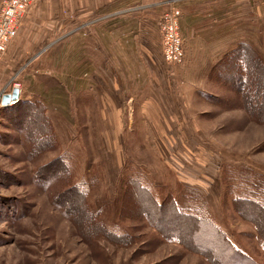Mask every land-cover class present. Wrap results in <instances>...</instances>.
Returning a JSON list of instances; mask_svg holds the SVG:
<instances>
[{
  "label": "rangeland",
  "instance_id": "374dc122",
  "mask_svg": "<svg viewBox=\"0 0 264 264\" xmlns=\"http://www.w3.org/2000/svg\"><path fill=\"white\" fill-rule=\"evenodd\" d=\"M172 7L181 12L183 62L170 65L157 52L154 75L130 66L121 95L108 71L87 75L100 67V53L89 40L88 54L83 29L67 28L26 54L16 46L30 11L24 18L0 59V264H264L256 225L233 206L236 198H264V72L252 53L231 54L248 46L264 62V0ZM237 66L249 70V93L239 91ZM16 87L20 100L2 105ZM136 176L160 201L169 192L182 206L195 198L242 255L201 254L164 238L140 216L151 203L135 186L127 195L135 215L121 219L124 185ZM73 184L87 190L99 220L134 239L119 245L101 237L83 198L67 191ZM160 219L193 242L170 211Z\"/></svg>",
  "mask_w": 264,
  "mask_h": 264
},
{
  "label": "crops",
  "instance_id": "0c3cea01",
  "mask_svg": "<svg viewBox=\"0 0 264 264\" xmlns=\"http://www.w3.org/2000/svg\"><path fill=\"white\" fill-rule=\"evenodd\" d=\"M179 1L182 0H36L16 46L27 54L32 48L53 41L67 28L73 33L83 29L87 36L88 54L89 40L100 53V67L90 70L87 75L108 71L114 82L113 88L119 95L126 94L124 90L128 84L123 81L128 80L130 66L136 65L137 68L141 63L148 67L147 75L150 67L155 74L157 52H162L160 20L168 8ZM64 15L70 18L60 24ZM135 72L137 74V70L133 74ZM150 77L153 81V76Z\"/></svg>",
  "mask_w": 264,
  "mask_h": 264
},
{
  "label": "trees",
  "instance_id": "16d2710c",
  "mask_svg": "<svg viewBox=\"0 0 264 264\" xmlns=\"http://www.w3.org/2000/svg\"><path fill=\"white\" fill-rule=\"evenodd\" d=\"M247 54L252 53L253 60L258 63L262 67V71L264 72V62L262 58L259 56L258 52L255 51V49L248 47V46H242L238 47L231 51V54L233 55H239V54ZM248 58V55H247ZM238 74L235 76V82H238L239 91L241 90H249L250 88L247 85L246 74L249 72V70L245 69V71L241 72L239 69V66H237ZM255 78L256 86L260 87L259 81ZM259 90V89H258ZM256 92H258L256 90ZM256 94H253V99H256ZM262 102V96H258ZM245 98V97H244ZM257 105V104H256ZM255 105V106H256ZM42 107V106H39ZM259 108V107H258ZM44 116L48 120V122L51 124V121L46 115V109L44 110ZM53 128V126H52ZM54 131V128H53ZM55 132V131H54ZM135 186V189L137 193L143 194V196L147 199V202L151 203L147 208H143L140 212V216H145L149 219L151 224L156 228L158 232L162 234L164 238L168 239H176L182 244L186 249L192 250L196 252L194 248H200L197 251L201 254L209 253L214 256L215 254H222L223 250H231L232 254L235 257L241 256L242 254L233 246H231L229 239L226 238L224 233L214 224V222L211 219V214L206 212L197 202L195 198L190 199L191 202H194L193 205H186L182 206L178 202V193L175 192H169L166 196V198L163 201H160L156 194L150 189L149 186H147L143 179L140 176L129 178L128 181L124 185V191L122 192L121 198H120V208L119 213L121 219L126 217H133L135 212L131 213V211L128 208V199L127 195L131 189V187ZM182 186H179L178 189H181ZM74 190L77 194H79L84 201V206L86 210V215L89 217L90 221H92L95 225L99 227V229L102 231L101 237H106L109 241L115 244L124 245L126 243H129L134 238H130L129 235L125 233H120L118 231H115L110 225L107 223L101 221L98 219L97 214L94 210H92L89 206L88 198H87V190L82 189L79 187L78 184H73L69 187L67 191ZM196 192V191H195ZM261 198H263L261 196ZM264 199V198H263ZM260 198H252L250 196L248 197H241L236 198L233 200V206L242 214L249 213L250 219L257 227L258 234L260 235L263 244H264V201ZM198 204V205H197ZM137 206V205H136ZM139 208V207H137ZM136 208V209H137ZM150 208V209H149ZM168 210L170 211L178 220L182 222L183 225L188 229L189 235L188 240L191 238L194 240H198V245L196 243L193 244V242L189 243L186 239H184L181 230H179L176 226H170L167 225L165 222V219H160V216H162V213ZM152 213L157 215V218L153 220ZM138 212H136V215ZM139 218L138 216H136ZM258 218V219H257ZM182 225V226H183ZM184 227V226H183ZM213 227V228H212ZM207 231V233H203ZM96 237V236H93ZM201 242V243H199ZM203 249V250H202ZM218 260V262H221V255L216 257L215 260ZM216 260V261H217Z\"/></svg>",
  "mask_w": 264,
  "mask_h": 264
},
{
  "label": "built area",
  "instance_id": "2783aa9c",
  "mask_svg": "<svg viewBox=\"0 0 264 264\" xmlns=\"http://www.w3.org/2000/svg\"><path fill=\"white\" fill-rule=\"evenodd\" d=\"M36 0H2L0 4V59L18 36L24 18ZM181 12L172 7L160 20L161 55L170 65H180L184 59L180 30ZM17 88V87H16Z\"/></svg>",
  "mask_w": 264,
  "mask_h": 264
},
{
  "label": "water",
  "instance_id": "95a60500",
  "mask_svg": "<svg viewBox=\"0 0 264 264\" xmlns=\"http://www.w3.org/2000/svg\"><path fill=\"white\" fill-rule=\"evenodd\" d=\"M20 93L21 91L19 88H14L12 92L3 94L1 100L2 105L7 106L18 102L20 100Z\"/></svg>",
  "mask_w": 264,
  "mask_h": 264
}]
</instances>
